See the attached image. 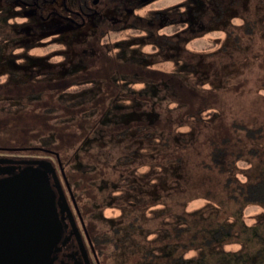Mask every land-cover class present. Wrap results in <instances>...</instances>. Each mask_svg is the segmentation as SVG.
Here are the masks:
<instances>
[{
    "label": "rangeland",
    "instance_id": "1",
    "mask_svg": "<svg viewBox=\"0 0 264 264\" xmlns=\"http://www.w3.org/2000/svg\"><path fill=\"white\" fill-rule=\"evenodd\" d=\"M180 2L173 23L157 28L156 20L149 26L148 40L158 39L157 44L122 49L120 62L133 58L142 73L135 78L116 73L111 81H103L100 71L74 51L91 41L87 31L80 27L71 32L68 24L55 19L46 24H52L53 34L70 51L65 66L53 68L38 47L24 53L22 63L1 52L0 72L5 69L21 79L9 86L29 88L30 81L22 79L39 71L50 73L52 82L31 86L42 89L33 94L23 95V87L18 95L10 90L0 94V159H43L56 170L58 160L68 181H88L92 178L78 174L83 161L91 171L129 154L125 194L110 183L119 176L110 179L109 169L104 181H88L98 199L90 203L96 232L105 239L102 254L95 258L98 264H264V203L232 200L224 177L211 168L209 159L210 147L227 136L237 139L241 154L231 173L235 181L258 172L256 158L247 151L264 152V0H156L150 7ZM105 14L127 17L116 9ZM139 33L130 28L120 36L108 32L106 38L114 42ZM14 47L11 51L18 52ZM59 47L48 44L46 50ZM100 62L97 67L103 71ZM76 72L95 76L89 80L93 86L82 92L87 99L75 104L83 110L61 114L47 109L51 101L69 97L51 87L52 79ZM5 82L1 79L0 85ZM206 107L217 113L200 119L198 113L187 114ZM233 124L260 128V136L249 139ZM56 129L75 138L67 148V163L61 148L55 149L60 151L55 160L45 152L56 146Z\"/></svg>",
    "mask_w": 264,
    "mask_h": 264
},
{
    "label": "trees",
    "instance_id": "2",
    "mask_svg": "<svg viewBox=\"0 0 264 264\" xmlns=\"http://www.w3.org/2000/svg\"><path fill=\"white\" fill-rule=\"evenodd\" d=\"M156 0H111L113 5L122 6V9L124 12H127L128 16H130L129 21L127 22H116L113 23L112 21L107 24V26H102V21L99 22L96 19H91V21L85 26L90 32H93L94 35L89 36L90 42L86 43V47H81L78 49H75V54L79 56L80 60L90 62L94 70H99L101 74L98 76L101 77L103 81H111L113 74L116 77V73H123L129 75L130 78H135L136 76L142 74L136 66H134L135 60L133 58H127L120 62L118 59L121 55L122 49L131 45H137L142 46L143 44H150L155 43L157 44L158 39H156L155 42H151V31L149 26H153L152 23L158 20L157 22V28L162 26L163 22L171 24L173 21L177 18L179 15V8L182 6L183 2L175 3L167 7H150L151 4ZM175 14L174 19L168 18V15ZM166 17L168 21H162V19ZM4 23L9 24L10 22L5 20ZM154 24V23H153ZM20 25V24H19ZM134 29L137 31H140L141 34L137 35H130L126 36L123 39L110 41L108 38H106L107 33L111 32L115 36H120L121 33L126 32V30ZM156 29V28H154ZM6 28L3 29L2 23H0V56L1 52L9 53L7 56L14 60H20V63H22V55L24 53H29L31 49L33 48H40L42 51L41 53L43 55V59L46 60L49 64L53 65V68L59 69L61 66H65L69 56L68 53L70 52L69 49L66 48L63 44H61L58 41V38L53 34V31L51 35H44L43 33L40 35H36L31 42L32 48L30 50H25L23 48L19 49L18 52H12L7 51L4 47H6L10 42L12 41L11 37H8V33H6ZM244 32L248 35L249 33V27L248 24L245 23L244 25ZM123 37V36H121ZM141 41L140 43H137L136 40L138 38ZM45 38L46 40L43 41L41 39ZM139 41V42H140ZM145 42V43H144ZM56 43L60 45L59 48L53 49V50H46V47L48 44ZM94 43H96V46L99 50H96V46H94ZM17 47V46H16ZM22 47V46H20ZM157 50V47H154ZM82 49V52L80 51ZM159 49V48H158ZM99 61H101V67L103 66L104 70L102 71L100 68H98ZM72 62V61H71ZM74 63V62H72ZM116 65V67L112 66ZM5 70V69H4ZM10 71H1L0 72V80L3 79L5 82L4 85H0V94H6L7 91H13V95H18L15 92L17 90H20L21 87H23V90L26 91L23 93V95L33 94L35 92H38L39 90H36L34 88H31L33 85H41L47 81L49 82L50 79H48L51 75L50 73H47L46 71H39L37 73H34L33 75L27 76V81H30L29 88L28 86H9L11 80H14V85H19V81L17 80V77H14V74ZM120 77V76H119ZM14 78V79H13ZM90 78H95V76H85L82 75L80 72H76L72 76H68L66 73L63 74V77L52 79L54 85H51L52 88L59 89L62 94L69 95V97H62L58 100V102L51 101L52 104L47 109L55 108L58 110V113L65 114L63 112L68 111V113H78L79 111H82V107L76 106L77 104L85 101L87 99L86 94H82V92L89 90L93 86V82L89 81ZM119 79V78H118ZM124 79V78H122ZM44 80V82H42ZM85 80V81H84ZM114 80H117L115 78ZM125 80V79H124ZM51 81V80H50ZM52 82V81H51ZM23 83V82H22ZM24 84V83H23ZM45 88V87H44ZM22 90V89H21ZM20 90V91H21ZM111 93V92H110ZM122 96V95H120ZM117 98V97H114ZM201 98V97H198ZM50 100V99H49ZM76 104V105H75ZM75 105L76 108H70V106ZM59 107V108H58ZM15 109L18 108V104L14 106ZM46 109V110H47ZM74 109V110H73ZM198 113V119L205 117L207 114L217 113L212 110H208L206 108H197L194 109V113H187L188 115L196 114ZM233 129L236 130H242L244 134L250 139L259 138L261 130L260 128L255 129H248L240 124H233ZM54 135H56L57 140H55L56 146L54 148H51V150L56 154L60 151L55 149H60L62 152L61 157L65 160V162H69L70 158L68 155L69 146L72 141L75 140V138L70 134H67L64 131H59L56 129L53 131ZM191 134V133H190ZM189 134V137H191ZM188 134H182L183 141L186 140ZM256 139V140H257ZM237 139H229L227 136H221L217 143L213 144L210 147L209 150V159H210V166L213 168L218 174L222 175L224 177L223 179V186L229 189L230 195L229 197L232 200H241L247 203H264V152L258 151L254 148L248 149V154L255 157V166L258 168V172L253 174L254 176L251 178H247L246 180L242 182L235 181L233 175H231L232 171L234 172V165L237 161L240 160V153L237 152V148L235 146V142ZM26 144V143H25ZM8 145V144H7ZM16 146H19L18 144H15ZM22 145H24L22 143ZM28 145V144H27ZM1 148V147H0ZM55 150V151H54ZM57 156V155H56ZM129 159V154L121 156L117 158L110 167H101L96 165L91 171H89V164L85 161L82 162L80 166V170L78 174H83L91 177L90 180H97V179H106L108 177L109 173L106 172L108 169L110 170V173L112 174L110 179H115L116 173L118 174V179H115L114 183H112L114 187L119 189L120 194H125L127 192V176L125 173L124 166L127 165V160ZM251 165H253L251 163ZM3 164H0V178L6 177L4 170H2ZM55 166L56 163H55ZM208 166V165H207ZM247 168H250V165ZM63 169V168H62ZM97 169V170H96ZM253 169V168H252ZM2 172V173H1ZM106 172V173H105ZM64 173V171H63ZM100 174V175H98ZM106 174V175H104ZM120 174H124L122 177H120ZM98 175V176H96ZM113 176V177H112ZM88 177V178H89ZM87 184L88 192H92V194L95 195V200L98 201L95 190L92 188H89L90 186ZM98 181V180H97ZM104 181V180H103ZM77 183V181H76ZM110 183L108 182V185L111 187ZM109 186L105 188V192L108 191ZM98 203V202H97ZM95 224L97 222L95 221ZM97 229L89 235L90 242L92 244V247L95 250V255L98 258L102 254V247L104 246L105 239L101 238V235L96 232Z\"/></svg>",
    "mask_w": 264,
    "mask_h": 264
},
{
    "label": "flooded vegetation",
    "instance_id": "3",
    "mask_svg": "<svg viewBox=\"0 0 264 264\" xmlns=\"http://www.w3.org/2000/svg\"><path fill=\"white\" fill-rule=\"evenodd\" d=\"M111 9L118 10L122 14L121 16L127 14L122 9V6L113 5L111 0H0V18L3 19L2 26L3 29H7L6 33H8V37L12 38V41L8 42L9 44L4 48L7 51H11L13 46H17L19 49L30 50L32 48L31 42L35 40L36 35L38 36L42 33L44 35H51L53 31L52 24L47 25L46 23L53 21L52 19L57 20L61 24H68L72 28L71 32L83 27L89 36L94 35V33L90 32L85 26L93 18L99 22L102 21L103 27L107 26L109 21L113 23L129 21L130 16L128 14V18L125 17L123 20L119 19L117 15L110 18L105 12L108 13ZM173 15L175 16V14ZM5 20L10 23H4ZM27 35H33V39L30 42L22 41ZM55 36L58 37L57 34ZM25 77L22 80H27V76ZM17 80L19 81L21 79L17 77ZM45 152L46 154L52 155L53 158L56 157V154L51 149H47ZM22 167L23 165L18 164H3L2 170H4L3 173L6 176H10ZM56 168L57 170L54 168L56 178L63 193L66 207L62 205V202L57 197L51 177L46 173L48 183L54 194L55 218L61 227L58 241L52 246L46 264H84L77 240L69 225L65 208H67L71 215L89 264H97L98 262L96 263L94 259L97 256L95 255V250L89 238V235L97 228L93 218L92 207L90 206V203L94 202L95 195L92 193L89 194L86 184L87 181L83 179V181L80 179L73 180L71 178L68 181L62 170L64 180L69 188L68 192L63 177L57 166ZM80 183L83 184V189L79 188Z\"/></svg>",
    "mask_w": 264,
    "mask_h": 264
},
{
    "label": "water",
    "instance_id": "4",
    "mask_svg": "<svg viewBox=\"0 0 264 264\" xmlns=\"http://www.w3.org/2000/svg\"><path fill=\"white\" fill-rule=\"evenodd\" d=\"M0 164L23 165L13 175L0 178V264H46L61 229L46 173L66 207L54 166L43 159H0ZM56 164L64 180L58 160ZM65 211L83 263L89 264L71 215L67 208Z\"/></svg>",
    "mask_w": 264,
    "mask_h": 264
}]
</instances>
